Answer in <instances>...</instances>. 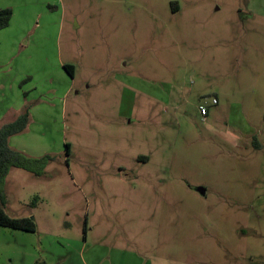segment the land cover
I'll list each match as a JSON object with an SVG mask.
<instances>
[{
  "label": "rangeland",
  "instance_id": "rangeland-1",
  "mask_svg": "<svg viewBox=\"0 0 264 264\" xmlns=\"http://www.w3.org/2000/svg\"><path fill=\"white\" fill-rule=\"evenodd\" d=\"M28 7L0 127L27 109L9 147L52 161L9 170L4 211L37 229L0 226V264H264V0Z\"/></svg>",
  "mask_w": 264,
  "mask_h": 264
},
{
  "label": "trees",
  "instance_id": "trees-1",
  "mask_svg": "<svg viewBox=\"0 0 264 264\" xmlns=\"http://www.w3.org/2000/svg\"><path fill=\"white\" fill-rule=\"evenodd\" d=\"M11 17V9L5 8L0 10V31L8 28ZM63 69L69 76H73V66L63 65ZM28 118V110L26 109L12 122L6 123L0 127V226L34 233L36 232L37 226L32 217L11 218L4 211V184L9 170L11 168H18L33 173L35 176H39L44 171L46 165L52 161L50 155L31 158L24 153L9 147V138L18 135L25 130L28 124ZM253 147L257 149L261 148L256 141L253 142Z\"/></svg>",
  "mask_w": 264,
  "mask_h": 264
},
{
  "label": "crops",
  "instance_id": "crops-1",
  "mask_svg": "<svg viewBox=\"0 0 264 264\" xmlns=\"http://www.w3.org/2000/svg\"><path fill=\"white\" fill-rule=\"evenodd\" d=\"M5 2L7 1L0 0V10L5 8L11 9L12 17L8 28L0 31V39H4L5 37L7 38L9 35L10 36L13 35L11 34L10 29L15 21H16L15 24L17 26H20V30H21V28L29 26L28 23H30L31 19L34 17V13L31 12V9L28 7V3L30 2V0H13L15 7L12 5H7ZM48 6L51 7L52 5H48ZM73 74H74V70H73ZM71 78H73V76Z\"/></svg>",
  "mask_w": 264,
  "mask_h": 264
},
{
  "label": "built area",
  "instance_id": "built-area-1",
  "mask_svg": "<svg viewBox=\"0 0 264 264\" xmlns=\"http://www.w3.org/2000/svg\"><path fill=\"white\" fill-rule=\"evenodd\" d=\"M215 103H216V101L213 100V101H212V104H215ZM199 112H200V114H201L202 116H205L206 113H207L206 109H205L204 107H202V106L199 107Z\"/></svg>",
  "mask_w": 264,
  "mask_h": 264
},
{
  "label": "water",
  "instance_id": "water-1",
  "mask_svg": "<svg viewBox=\"0 0 264 264\" xmlns=\"http://www.w3.org/2000/svg\"><path fill=\"white\" fill-rule=\"evenodd\" d=\"M201 194H203V191L199 190Z\"/></svg>",
  "mask_w": 264,
  "mask_h": 264
}]
</instances>
